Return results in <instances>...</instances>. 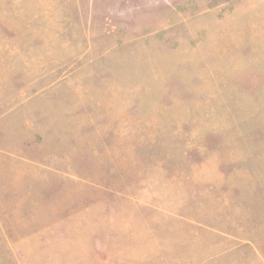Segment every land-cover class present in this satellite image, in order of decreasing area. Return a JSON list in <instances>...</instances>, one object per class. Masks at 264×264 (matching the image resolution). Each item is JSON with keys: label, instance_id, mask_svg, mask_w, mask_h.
<instances>
[{"label": "rangeland", "instance_id": "1", "mask_svg": "<svg viewBox=\"0 0 264 264\" xmlns=\"http://www.w3.org/2000/svg\"><path fill=\"white\" fill-rule=\"evenodd\" d=\"M0 264H264V0H0Z\"/></svg>", "mask_w": 264, "mask_h": 264}]
</instances>
